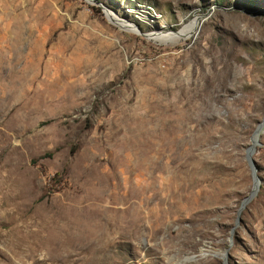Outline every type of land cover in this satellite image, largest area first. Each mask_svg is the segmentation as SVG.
Masks as SVG:
<instances>
[{
	"label": "rangeland",
	"instance_id": "374dc122",
	"mask_svg": "<svg viewBox=\"0 0 264 264\" xmlns=\"http://www.w3.org/2000/svg\"><path fill=\"white\" fill-rule=\"evenodd\" d=\"M263 117L264 0H0V264H264Z\"/></svg>",
	"mask_w": 264,
	"mask_h": 264
},
{
	"label": "water",
	"instance_id": "95a60500",
	"mask_svg": "<svg viewBox=\"0 0 264 264\" xmlns=\"http://www.w3.org/2000/svg\"><path fill=\"white\" fill-rule=\"evenodd\" d=\"M263 132H264V117H263V120L258 125V127L256 128V130L252 136V139H251L252 143L247 150V160H248L249 165L251 166V169L253 172L254 187H253L251 194L249 196H247L241 203V206H240L239 211H238V222H239V218H240V215H241L243 209L255 197V195L257 194L258 189L260 187V179L257 175V168L255 166V160H254L253 154L256 150L257 145L260 144V136ZM238 222H237V225H238ZM227 254H228V252L225 253L224 255L227 256Z\"/></svg>",
	"mask_w": 264,
	"mask_h": 264
},
{
	"label": "bare ground",
	"instance_id": "6f19581e",
	"mask_svg": "<svg viewBox=\"0 0 264 264\" xmlns=\"http://www.w3.org/2000/svg\"><path fill=\"white\" fill-rule=\"evenodd\" d=\"M147 194H148V193H147ZM85 227H86V226H85ZM85 227H84V228H85Z\"/></svg>",
	"mask_w": 264,
	"mask_h": 264
}]
</instances>
